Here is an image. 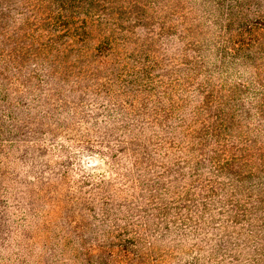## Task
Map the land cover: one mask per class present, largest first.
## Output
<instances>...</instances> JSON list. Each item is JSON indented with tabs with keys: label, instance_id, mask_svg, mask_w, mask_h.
Here are the masks:
<instances>
[{
	"label": "trees",
	"instance_id": "16d2710c",
	"mask_svg": "<svg viewBox=\"0 0 264 264\" xmlns=\"http://www.w3.org/2000/svg\"><path fill=\"white\" fill-rule=\"evenodd\" d=\"M247 1L0 0V20H19L0 24V101L71 104L82 132L66 131L97 137L138 202L126 201L117 239L99 247L106 264H168L157 239L185 235L193 208L217 231L213 264H226L218 254L241 264L240 248L264 264V18L248 17Z\"/></svg>",
	"mask_w": 264,
	"mask_h": 264
},
{
	"label": "rangeland",
	"instance_id": "374dc122",
	"mask_svg": "<svg viewBox=\"0 0 264 264\" xmlns=\"http://www.w3.org/2000/svg\"><path fill=\"white\" fill-rule=\"evenodd\" d=\"M247 2L248 17L264 18V0ZM0 24L17 28L18 16L0 20ZM98 37V32L90 31L88 47ZM169 39L175 41V35ZM9 102L7 105L0 101V264H106L109 255L99 251V247L117 239L111 235L117 225L123 224L121 212L126 201L129 204L134 201L132 207L138 202L131 198L126 182L118 178L108 160L98 153L97 137L91 136L90 142H86L66 131L73 127L77 133L82 132L71 104L53 105V110H46V106L36 104L28 95L13 96ZM4 108H9L15 119L7 111L2 113ZM90 108L94 107L89 105L85 111L90 112ZM97 110L92 122L102 124L106 114ZM49 129L54 136L47 134ZM118 157L119 162L125 163L122 154ZM124 165H119L118 172L130 173L128 165ZM192 211L188 214L192 220L184 228L185 235L175 231L166 242L148 238L151 244L157 239L164 252L168 248V264H213L208 257L216 244L211 233L217 231L203 226L201 220L207 213L197 208ZM255 213L261 218L258 227L264 230V213ZM253 245L252 242L247 250ZM93 250L95 254L91 253ZM238 250L240 254L235 258L241 264L248 262L243 250ZM215 259L237 264L235 259L219 254ZM250 261L247 264H256Z\"/></svg>",
	"mask_w": 264,
	"mask_h": 264
}]
</instances>
